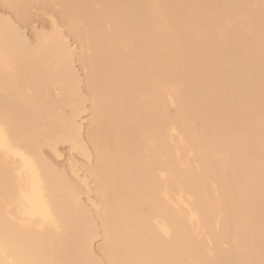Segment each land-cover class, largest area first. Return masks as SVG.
<instances>
[{
    "label": "bare ground",
    "instance_id": "bare-ground-1",
    "mask_svg": "<svg viewBox=\"0 0 264 264\" xmlns=\"http://www.w3.org/2000/svg\"><path fill=\"white\" fill-rule=\"evenodd\" d=\"M38 1L31 42L0 12V264H264V0Z\"/></svg>",
    "mask_w": 264,
    "mask_h": 264
},
{
    "label": "rangeland",
    "instance_id": "rangeland-1",
    "mask_svg": "<svg viewBox=\"0 0 264 264\" xmlns=\"http://www.w3.org/2000/svg\"><path fill=\"white\" fill-rule=\"evenodd\" d=\"M37 1L35 0L36 3H34V4L35 5L37 4V5L36 6L34 5L33 8L31 9V11L29 13V17L30 18H29V20L26 23L17 21L15 19V17L11 13H7V12L5 13V11H4L3 7L1 6V3H0V12L3 13V14H6L9 18H11L15 22V24L20 28L21 32L23 33V36L26 39H28L30 42H31V40H33V36H34V33L36 31H43V30L47 31V30H49L50 26H51V23H50L51 20L53 18L56 20L54 11L51 12L50 9L46 10L43 6L41 7V4L39 3V1L37 3ZM38 4H40V6ZM44 9H45V11H44ZM54 10H56V8H54ZM34 26H35V28H34ZM61 27H62V25H61ZM40 29H42V30H40ZM62 30L65 32V28H62ZM67 37H68L69 43H71L70 44L71 48L73 49V47H75L73 52L76 51L74 53L78 54V42H76V41L74 42V39L71 38L68 35H67ZM79 66L80 65H79L78 62L74 63V67H75V69L77 71V74L79 75L80 78H82L83 77V72H82V70H81V68ZM85 106H86L85 107V111L80 115V117L77 120L78 123L82 127L83 134H85V131H86L87 127H88V123H89V119H90L89 104L86 103ZM50 150L51 149H49V148L42 149V152H43V155L45 156V158L49 162H51V164L54 165L56 168L60 169L61 171L64 170L65 173L67 172L66 174H67V176L71 177L70 178L71 180H72L73 177L70 174L71 173L70 172L71 169L69 170V166H68L70 160L75 163V166H76L77 170L79 171L78 174L80 176L81 175L83 176V174L86 173V170H84V167L86 168V166L91 164V162L87 163V161L85 160V158L83 156H80L79 154L75 153L74 151H71L70 146L67 143L66 144L65 143L64 144H58L55 147V151L54 152L50 151ZM73 182H75V180ZM89 187H91L90 188V193H92L93 195L92 194L90 195V193L88 194L86 189H84L82 186L80 187L81 188L80 190L82 191L81 192V196L82 197L80 196V198H81V200L83 199L82 201L85 204V206H87V207L90 206V202H89L88 199H91L94 202H95V200H97V198H95L96 197L95 194L92 191L93 190V186L91 185ZM86 195H88V196H86ZM89 209H93V208H91V206H90ZM99 243H100V238H97L96 240L94 239L92 246L95 248V247L98 246Z\"/></svg>",
    "mask_w": 264,
    "mask_h": 264
}]
</instances>
